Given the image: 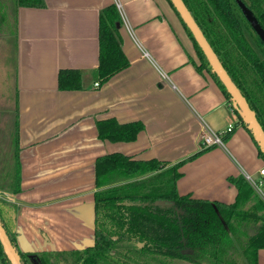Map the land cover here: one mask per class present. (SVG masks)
Segmentation results:
<instances>
[{"label":"crops","instance_id":"crops-1","mask_svg":"<svg viewBox=\"0 0 264 264\" xmlns=\"http://www.w3.org/2000/svg\"><path fill=\"white\" fill-rule=\"evenodd\" d=\"M111 5L130 65L102 83L100 19ZM198 65L168 0H44V7L0 0V181L12 171L19 179L18 192H0L17 208L22 253L94 246L101 190L95 165L102 156L155 159L170 168L199 154L181 167L178 194L227 204L238 193L230 177H259L264 161L253 138ZM61 70L79 71L82 89L60 90ZM108 119L141 122L144 130L133 142L102 140L97 123ZM231 124L234 131L225 134ZM206 130L222 134L223 144L205 148Z\"/></svg>","mask_w":264,"mask_h":264},{"label":"trees","instance_id":"trees-1","mask_svg":"<svg viewBox=\"0 0 264 264\" xmlns=\"http://www.w3.org/2000/svg\"><path fill=\"white\" fill-rule=\"evenodd\" d=\"M22 7H44V0H17ZM196 49L200 71H207L233 107L231 96L194 39L189 28L168 0ZM204 32L214 51L233 81L248 100L264 128V39L256 26L264 32V0H184ZM120 15L115 5L101 12L100 64L97 69L102 83L129 67L122 49V37L117 23ZM255 24V25H254ZM60 90H81L82 77L77 70H61ZM234 108V107H233ZM243 127L251 131L234 109ZM99 137L110 142H133L144 130L141 122L119 123L108 119L97 123ZM226 139V138H225ZM199 154L190 159H194ZM189 159V160H190ZM189 160L167 168L158 160H136L120 153L97 159L95 244L81 251L67 252L74 264H117L120 255L127 253L151 264L159 261L189 264H258L259 250L264 249V202L244 176L230 177L238 193L236 201L193 199L180 196L177 182L181 167ZM16 180V179H15ZM118 181H127L103 189ZM19 191V179L12 183ZM166 201L168 205H156ZM17 208L0 199V220L19 252L22 263L28 254L20 251L16 232ZM120 253H119V252ZM63 253L37 254L39 264H52L51 259ZM144 261V262H142ZM147 261V262H145ZM124 264H128L123 261ZM0 264H10L0 243Z\"/></svg>","mask_w":264,"mask_h":264},{"label":"water","instance_id":"water-1","mask_svg":"<svg viewBox=\"0 0 264 264\" xmlns=\"http://www.w3.org/2000/svg\"><path fill=\"white\" fill-rule=\"evenodd\" d=\"M175 10L180 15L183 22L189 28L197 44L201 48L202 52L206 56L212 71L217 75L221 83L226 88L227 92L231 96L234 109H236L242 118L243 122L247 125L251 131L255 141L259 148L264 153V128L258 120L255 111L251 108L248 100L243 95L241 90L238 88L236 83L231 78L230 74L224 67L217 53L214 51L210 42L206 38L204 32L200 28L199 24L195 20L191 11L187 7L184 0H170ZM255 25V24H254ZM117 28L120 29V23H117ZM261 37L264 39V32H262L257 26ZM166 201H158L156 205H168ZM0 243L2 245L4 254L10 264H23L21 256L17 251L16 247L12 244L6 229L4 228L0 220Z\"/></svg>","mask_w":264,"mask_h":264},{"label":"built area","instance_id":"built-area-1","mask_svg":"<svg viewBox=\"0 0 264 264\" xmlns=\"http://www.w3.org/2000/svg\"><path fill=\"white\" fill-rule=\"evenodd\" d=\"M99 86V83L96 84ZM235 126L229 125L226 129L225 134H231L234 131ZM223 144V135L213 132L211 130H206L203 134V145L205 148H211L215 146H220ZM259 177L254 178L253 176L247 175L245 178L251 184L255 192L264 202V166L258 172ZM7 198V194L0 192V199Z\"/></svg>","mask_w":264,"mask_h":264},{"label":"rangeland","instance_id":"rangeland-1","mask_svg":"<svg viewBox=\"0 0 264 264\" xmlns=\"http://www.w3.org/2000/svg\"><path fill=\"white\" fill-rule=\"evenodd\" d=\"M223 142H224V139H223ZM14 177H15V174H14V171H12V175L10 176V178H8L9 180L6 179V182L8 181L7 183L6 182L3 183L2 181H0V189H4V190H7V191H11V189H13L12 188L13 180H15ZM238 177H240V176H238ZM8 183H9V185H8ZM230 185L232 186V188L234 187L233 184H230ZM126 250L127 249L120 250V251H123L122 253H120L119 251L118 252L120 253V255H123L124 254V256H123L122 259L125 260L128 264H136L138 261H140L138 258L131 257L132 255L130 256L129 255L130 253L128 254ZM40 254H42V253H40ZM135 260H138V261L135 262ZM238 261L241 264H243V260H242L241 257L238 259ZM142 262H144V261H142ZM145 262H147V261H145ZM55 264H67V263H65V262L64 263L63 262L62 263L55 262ZM118 264H120V263H118ZM122 264H124V263H122ZM151 264H162V263L159 262V261H151ZM169 264H189V263L176 261V262H170ZM207 264H209V263H207Z\"/></svg>","mask_w":264,"mask_h":264},{"label":"flooded vegetation","instance_id":"flooded-vegetation-1","mask_svg":"<svg viewBox=\"0 0 264 264\" xmlns=\"http://www.w3.org/2000/svg\"><path fill=\"white\" fill-rule=\"evenodd\" d=\"M65 253H67V252H65ZM36 255L37 254H28L27 257L25 258L26 263L27 264H39L40 263V260L38 258H36ZM122 258L123 257H119V260L117 261V264L118 263L122 264L123 261H125ZM51 261H52V264H55V262H59V263H62V262L64 263L65 262L67 264H74V259L72 258V256L69 255V254L68 255L67 254H64V253L61 254V255H57V256L53 257L51 259ZM109 262L111 264V261H109Z\"/></svg>","mask_w":264,"mask_h":264}]
</instances>
